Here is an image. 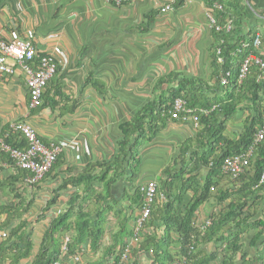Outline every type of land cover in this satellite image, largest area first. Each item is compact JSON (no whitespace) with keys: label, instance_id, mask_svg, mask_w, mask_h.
Wrapping results in <instances>:
<instances>
[{"label":"crops","instance_id":"obj_1","mask_svg":"<svg viewBox=\"0 0 264 264\" xmlns=\"http://www.w3.org/2000/svg\"><path fill=\"white\" fill-rule=\"evenodd\" d=\"M236 1L246 9L242 33L249 29L260 32L264 0ZM161 5L163 0H129L119 5L110 0H0L1 38L28 39L36 56L51 53L57 64L55 75L44 89V101L35 109L28 108L21 74L0 78V136L11 123L25 122L43 142L62 146L49 172L32 186L25 180L26 172L15 170L7 157L0 155V225L6 217L4 207L21 206V220L28 221L25 227L30 231L33 246H39L49 219L65 210L68 199L77 192L63 181L80 175L90 164L113 161L120 153L122 124L130 122L149 102H158L166 90L183 79L211 82L216 55L209 22L211 8L203 0H185L183 5L162 13ZM255 51L264 57V47ZM167 75L176 78L169 85L159 86V80ZM243 117L239 113L228 122V136L239 133ZM155 124L156 135L137 149L139 167L135 174L126 172L108 190L117 204L114 206L108 200L103 203L109 213L103 224L102 246L110 243V235L117 229L116 217L131 204L134 189L145 182L164 179L167 168L175 165L181 143L197 132V125L190 119H171L168 113L157 115ZM130 144L122 150L127 148V159L132 152ZM204 172L199 168L193 175L202 181ZM218 179L233 187L234 181L228 177L215 180ZM92 184L91 197L84 202L90 220L97 213L94 195L105 196L103 184ZM55 196L56 200L45 211V205ZM171 196L172 199L174 195ZM189 197L190 191L186 190L180 204H185ZM173 204L176 206V201ZM131 207L136 213L138 206L132 203ZM217 210L214 200L209 199L197 210L199 220ZM255 217H261L260 208H256ZM35 219H39L38 223ZM16 220L11 221L8 229L18 224L14 223ZM128 227L131 229V220ZM253 233L241 237L242 252L250 259L260 256L261 262L253 260L248 264H264V235L253 245ZM197 249L212 253L214 245L205 242L198 244ZM176 251V246L169 248L174 258L169 264L179 263ZM102 255L101 247L93 254L82 249L77 255L78 263L85 264L86 260H97ZM102 258L103 264L112 263V256ZM131 259L128 264L135 257L131 255ZM31 260L32 255L15 264H28ZM64 262L76 263L71 256ZM135 262L151 264L149 252L137 255Z\"/></svg>","mask_w":264,"mask_h":264},{"label":"trees","instance_id":"obj_2","mask_svg":"<svg viewBox=\"0 0 264 264\" xmlns=\"http://www.w3.org/2000/svg\"><path fill=\"white\" fill-rule=\"evenodd\" d=\"M203 1L211 8L209 13L214 20L211 30L216 55L212 61L214 71L211 82L183 79L166 90V94L161 95L158 102H149L130 122L122 124L124 139L120 155L117 154L113 161L90 164L80 175L63 181V184L71 185L77 192L68 199L65 210L49 219L42 241L35 250L30 231L25 227L26 223L20 220L21 215L15 213L21 206L4 207L2 212L6 217L0 229L8 228L14 217L19 221L8 229V236L0 243V264H15L20 258L30 255L32 260L28 264H52L64 253L67 259L69 256L79 255L82 249L93 254L99 247L103 251L101 258L93 261L88 259L85 264H103V256H112L111 264H115L121 247L127 243L132 233L128 227L135 214L131 204L135 203L139 207L141 194L136 187L130 197L131 204L124 209V213H119L116 217L117 229L110 235V243L104 246L101 239L109 208H104L103 203L108 200L116 206L117 201L108 195L109 188L126 172L131 176L135 174L139 167L138 147L156 135L157 115L167 114L177 98L185 102L186 108L191 109L190 114L196 120L197 132L194 137L181 143L174 167L167 168L164 172L165 178L157 183L158 190L165 195V200H157L152 206L148 220L144 223V233L137 247L133 249L132 256L136 260L137 255L149 252L151 264H169L174 262L169 248L176 246L179 261L183 258L187 264H248L253 260L261 262L259 255L250 259L242 252L240 240L248 232H254L251 239V244L254 245L264 235V183L258 184L264 168V138L254 146L249 165L233 180V187L227 186L222 179H215L223 176V159L241 154L251 146L255 133L264 123V68L260 69L252 63L245 77L238 81L241 65L249 53L259 57L262 62L264 57L256 53V48L252 45L257 30L249 29L246 33L241 31L247 15L246 9L240 3L236 0ZM184 2L185 0H175L174 7H179ZM228 21L231 22V27L227 31L224 24ZM259 22L262 26L259 30L260 46L264 47V21ZM215 26L220 29L215 30ZM41 56L35 55L34 59L37 61ZM21 77L24 83V78L22 75ZM175 78L176 76H172L171 79L167 75L158 84L169 85ZM221 78L226 80L224 85L220 84ZM46 85L37 107L44 101ZM239 113L244 116L243 126L239 133H233L234 137H230L227 134V124ZM5 139L12 147L24 146V141L16 133H10ZM129 142L132 152L127 159V148L124 152L122 150ZM199 168L205 170L202 181L193 175ZM93 172L97 173L92 175ZM130 180L133 183L135 181ZM93 181L103 184L105 196L101 193L94 195L97 213L90 220L84 209V202L91 197ZM175 186L177 187L174 188ZM211 188L215 190L213 195ZM186 190L190 191V197L185 204H180ZM171 195H174L172 199ZM211 198L218 210L207 215L210 225L201 232L195 227V212L202 203ZM55 200L56 196L47 202L45 211ZM175 201L176 206L173 204ZM256 208H260L261 217H255ZM205 242L214 245L212 253L198 251V244ZM135 260L131 264H136Z\"/></svg>","mask_w":264,"mask_h":264},{"label":"built area","instance_id":"obj_3","mask_svg":"<svg viewBox=\"0 0 264 264\" xmlns=\"http://www.w3.org/2000/svg\"><path fill=\"white\" fill-rule=\"evenodd\" d=\"M116 5L122 4L129 0H110ZM175 0H163L160 7L162 13L168 12L174 8ZM218 6V5H217ZM220 8V6H218ZM210 27L214 26V20L209 19ZM231 22L228 21L224 28L229 30ZM219 26H215V30H219ZM252 45L256 48L260 47V33L256 32L253 36ZM36 50L31 41L16 38L13 40H4L0 36V78L3 76H14L21 74L24 78V84L27 89L28 108L33 109L40 104V96L44 86L49 82L56 72V63L51 53L42 55L37 61L34 59ZM258 65L260 69L264 68L262 62L254 54H248L239 71L238 81L240 82L248 72L251 64ZM226 80L221 78L220 84L224 85ZM191 109L185 107V102L179 98L175 99L168 110L171 119H178L180 116L184 120L190 119L194 124L196 120L191 116ZM191 116V117H190ZM10 133H16L24 141V146L12 147L6 142V137ZM264 138V123L255 133L253 144L249 146L243 153L226 156L221 164V173L223 176L234 180L249 165L250 158L254 153V146ZM62 151L60 143H45L38 137L35 129L25 122L11 123L5 133L0 137V155H5L7 160L15 170H21L27 173L25 180L31 186L39 183L44 175L49 172L55 163L58 155ZM264 183V168L260 174L258 184ZM141 194V205L138 207L133 219L131 220V236L127 243L121 247L118 259L115 264H128L132 259L133 249L137 247L144 233V223L148 220L152 206L155 201L165 200L163 192L158 190L155 181H148L138 186ZM212 192L214 188L210 189ZM196 213L195 227L202 229L210 225L209 219L199 220V213ZM203 224H200L202 223ZM7 237V232L0 230V243ZM78 261V257H74ZM60 264V263H54ZM178 264H187L183 258Z\"/></svg>","mask_w":264,"mask_h":264},{"label":"clouds","instance_id":"obj_4","mask_svg":"<svg viewBox=\"0 0 264 264\" xmlns=\"http://www.w3.org/2000/svg\"><path fill=\"white\" fill-rule=\"evenodd\" d=\"M218 6H219V5H218ZM218 6H217V7H218ZM211 17H212V16H211ZM226 23H227V22H226ZM226 23H225V24H226ZM225 24H224V25H225ZM227 31H228V30H227ZM259 33H260V32H259ZM31 43H32V42H31ZM218 52H219V51L217 50V53H218ZM45 54H47V53H45ZM35 55H36V54H35ZM43 55H44V54H43ZM54 59H55V58H54ZM55 63H56V61H55ZM56 69H57V64H56ZM53 76H54V75H53ZM49 81H50V80H49ZM167 113H168V112H167ZM196 125H197V124H196ZM7 128H8V127H7ZM7 128H6V129H7ZM2 135H3V134H2ZM2 135H1V136H2ZM1 136H0V137H1ZM19 171H21V170H19ZM214 191H215V190H214ZM18 220H19V219H18ZM20 220H21V218H20ZM0 230H4V231H6V232H7V236H8V228H3V229H0ZM5 239H6V238H5ZM5 239H4V240H5ZM4 240H3V241H4ZM65 242H66V241H64V244H65ZM62 250H64V246H63ZM65 256H66L65 253L62 254L61 257H59V258H57L55 261H53L52 264L57 263V262L60 263V264H65L64 261H67L68 258L70 257V256H69V257L66 259ZM74 257H75V256H74ZM74 257H71V258L74 259ZM75 262L78 263V261H75ZM76 263H75V264H76Z\"/></svg>","mask_w":264,"mask_h":264},{"label":"rangeland","instance_id":"obj_5","mask_svg":"<svg viewBox=\"0 0 264 264\" xmlns=\"http://www.w3.org/2000/svg\"><path fill=\"white\" fill-rule=\"evenodd\" d=\"M238 131H239V130H238ZM238 131H237V132H238ZM233 135H234V134H233ZM16 214L22 216L23 212H22V211H17ZM13 219H15V217H14ZM33 221H34V218L30 219V222L33 223ZM38 221H39V219H35V222H36V223H38ZM17 222H18V218H17V220H16L14 223L17 224ZM24 222L27 224L28 221H24ZM148 231H150V230H148ZM34 237H37V235H34ZM36 248H37V246H34V250H35Z\"/></svg>","mask_w":264,"mask_h":264}]
</instances>
